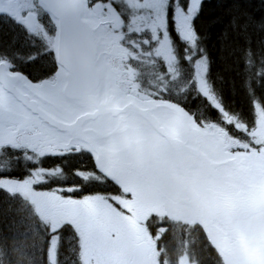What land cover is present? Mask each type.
<instances>
[{
  "label": "snow or ice",
  "instance_id": "1",
  "mask_svg": "<svg viewBox=\"0 0 264 264\" xmlns=\"http://www.w3.org/2000/svg\"><path fill=\"white\" fill-rule=\"evenodd\" d=\"M0 264H264V0H0Z\"/></svg>",
  "mask_w": 264,
  "mask_h": 264
}]
</instances>
